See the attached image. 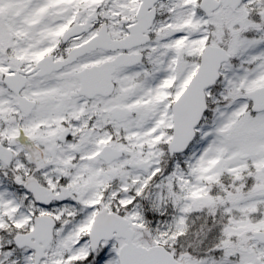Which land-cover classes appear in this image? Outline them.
I'll return each instance as SVG.
<instances>
[{
	"label": "snow or ice",
	"instance_id": "1",
	"mask_svg": "<svg viewBox=\"0 0 264 264\" xmlns=\"http://www.w3.org/2000/svg\"><path fill=\"white\" fill-rule=\"evenodd\" d=\"M0 264H264V0H0Z\"/></svg>",
	"mask_w": 264,
	"mask_h": 264
}]
</instances>
